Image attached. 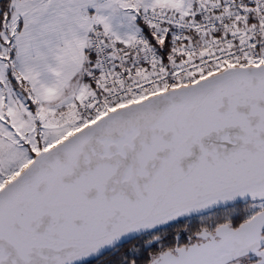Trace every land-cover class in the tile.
<instances>
[{
	"label": "snow or ice",
	"instance_id": "6c2138e0",
	"mask_svg": "<svg viewBox=\"0 0 264 264\" xmlns=\"http://www.w3.org/2000/svg\"><path fill=\"white\" fill-rule=\"evenodd\" d=\"M0 264H264V0H0Z\"/></svg>",
	"mask_w": 264,
	"mask_h": 264
}]
</instances>
